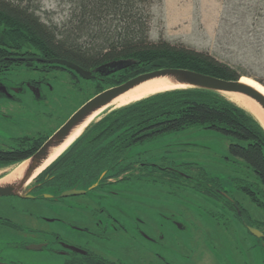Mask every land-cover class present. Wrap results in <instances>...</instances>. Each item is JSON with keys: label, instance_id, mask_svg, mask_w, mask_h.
Returning <instances> with one entry per match:
<instances>
[{"label": "rangeland", "instance_id": "obj_1", "mask_svg": "<svg viewBox=\"0 0 264 264\" xmlns=\"http://www.w3.org/2000/svg\"><path fill=\"white\" fill-rule=\"evenodd\" d=\"M37 1L42 21H64L68 5L63 0ZM150 10V41L162 39L170 45L205 51L241 73L240 81L246 78L264 87V0H154ZM9 70L5 75L16 80L34 75L18 66ZM52 72L48 79L53 88L47 93L46 106L21 95V105L3 107L4 113L13 115L17 129L33 128L50 134L87 99L112 86L109 81L82 77L72 83L68 74ZM98 87L102 89L96 92ZM3 120L0 135L6 137L4 129L15 124L12 119ZM230 141L215 131L194 126L128 151L129 160L144 164L138 177L131 175L129 181L114 186L122 189L126 198L117 204L127 211L130 224L138 223L147 231L154 224L162 237L151 245L133 239L128 228L127 244L120 249L126 264H161L158 254L171 264H229L228 259L231 264L239 263L229 258L236 256L230 245L234 237L224 231L220 221L204 215L206 210L217 208L215 203L193 188L197 181L212 179L211 184H221L232 197L243 196L250 208L257 206L233 186L237 178L257 181L242 160L229 157ZM257 185L264 190L260 183Z\"/></svg>", "mask_w": 264, "mask_h": 264}, {"label": "trees", "instance_id": "obj_2", "mask_svg": "<svg viewBox=\"0 0 264 264\" xmlns=\"http://www.w3.org/2000/svg\"><path fill=\"white\" fill-rule=\"evenodd\" d=\"M63 1L68 5L64 21L48 24L37 13V0H0V58L34 53L68 60L90 71L112 60H132L133 64L100 81H109L112 86L138 72L162 67L188 69L226 80H238L242 75L205 51L170 45L162 39L150 41L154 0ZM16 60L21 59L12 57L4 62L8 66L22 63ZM101 89L98 87L96 92ZM194 126L231 139L227 146L229 157L242 160L257 181L237 178L233 186L255 205L264 206V190L257 185L264 186V131L252 114L210 90H166L105 111L55 162L78 160L80 166L86 163L93 180H98L103 171L104 177L111 176L114 167L132 168L136 163L129 160L132 147ZM32 152L0 151V164L18 162Z\"/></svg>", "mask_w": 264, "mask_h": 264}, {"label": "flooded vegetation", "instance_id": "obj_3", "mask_svg": "<svg viewBox=\"0 0 264 264\" xmlns=\"http://www.w3.org/2000/svg\"><path fill=\"white\" fill-rule=\"evenodd\" d=\"M12 57H35L34 60H16L22 62L16 66L34 75L19 80L6 76L12 66L4 61H11ZM40 59L51 58L34 53L0 58L3 61L0 63V125L5 123L3 118L13 120V115L2 111L3 107L21 105V95L46 106L47 93L53 88L48 79L50 71H53L51 74L56 71L68 74L72 83L81 78L67 66ZM91 72L94 75L91 79L95 81L107 77ZM12 123L15 126L9 124V129H4L6 137L0 135V151L33 150V154L57 129L50 134L33 128L26 131L17 129L15 120ZM40 138L43 139L39 142ZM22 160L0 164V188L5 191L0 192V264H126L124 251L120 249L127 244L128 228L131 237L138 241L154 245L161 239L162 233L158 229L157 232L156 225H151L147 231L139 228L138 223L130 224L127 211L117 204L126 198L122 189L114 186L129 181L131 175L138 177L144 163L136 162L130 169H125L124 165L114 167L111 176L104 177L106 171H103L98 180H93L92 170L87 169L90 167L86 163L80 166L78 160H52L30 178L22 179L21 174L14 175ZM13 165L14 170L6 175ZM204 180V183L197 181L193 188L209 197L217 207L206 210L204 215L220 221L224 231L234 237L230 245L236 256L229 258L239 261L238 264H264V206L252 202L256 210L250 208L243 196L234 198L221 184H211L212 179ZM76 190L83 192H69ZM65 192L69 193L64 195ZM158 256L161 264H171L161 254ZM226 261L231 264L229 259Z\"/></svg>", "mask_w": 264, "mask_h": 264}, {"label": "water", "instance_id": "obj_4", "mask_svg": "<svg viewBox=\"0 0 264 264\" xmlns=\"http://www.w3.org/2000/svg\"><path fill=\"white\" fill-rule=\"evenodd\" d=\"M27 59L34 60L35 57L21 58V60H27ZM40 60L47 63H56V64H61L63 66H67L73 69L74 71H76L84 79H91L94 76L90 70L83 69L80 66L64 59L51 58V59H40ZM133 63L134 62L130 59L112 60L95 67L93 71L94 73H97L101 76H107ZM158 77H166L170 80L171 83H179L185 85V87H180V88L204 89V90L214 91L220 94L222 92L241 93L249 97L251 100H253L261 109V112L264 116V94L261 93L256 88H254L253 86L241 82L240 78L238 80H226L188 69L173 68V67H162L150 71H141L119 84L110 86L106 89L99 91L98 93L87 99L84 103H82L77 109H75L69 115V117L64 121V123H62L51 135H49L47 139L40 145V147L33 154H31L26 159L22 160V161H26V165L20 177L22 179L30 178L33 175L35 169H37L45 161V159H47L51 149L60 145L66 139V137L71 133V131L78 125L82 124L92 113L108 105L114 98L127 92L133 87L147 80ZM173 89H178V88H173ZM168 90H172V89H168ZM110 108L111 107L107 108L102 113H104L105 111H109ZM102 113H100L92 121L97 120L100 117V115H102ZM92 121H90V123ZM256 121L264 131V125L261 124V122H259L257 119ZM90 123H88L83 128V130ZM83 130L81 131V133L83 132ZM65 150H63L60 154H62ZM0 192H5V191L3 188H0ZM69 192L77 194V193H82L83 190H76ZM69 192H65L64 195L68 194Z\"/></svg>", "mask_w": 264, "mask_h": 264}, {"label": "bare ground", "instance_id": "obj_5", "mask_svg": "<svg viewBox=\"0 0 264 264\" xmlns=\"http://www.w3.org/2000/svg\"><path fill=\"white\" fill-rule=\"evenodd\" d=\"M241 82L246 83L248 85L253 86L257 90H259L261 93L264 94V87L257 84L254 81H251L250 79L242 78ZM185 87V85L179 84V83H171L170 80L166 77H158L154 79L147 80L132 89L128 90L127 92L119 95L118 97L114 98L108 105L98 109L94 113H92L82 124L75 127L71 133L66 137V139L57 147H54L51 149L47 159L33 172L35 174L37 171H39L44 165H46L48 162L52 161L56 156H58L65 148H67L72 141H74L81 133L83 128L90 123L93 119H95L100 113H102L104 110H106L109 107H120L125 104H128L130 102H133L135 100H138L142 97H145L147 95H150L152 93L173 89V88H180ZM225 98L230 100V102L235 103L237 106L243 108L247 112L253 115L255 119H257L261 124L264 125V116L261 112V109L258 107V105L251 100L249 97L237 93V92H222L221 93ZM26 161H24L21 165V167L15 172L14 175L22 174V172L25 169ZM18 167V166H17ZM3 181V180H2Z\"/></svg>", "mask_w": 264, "mask_h": 264}]
</instances>
